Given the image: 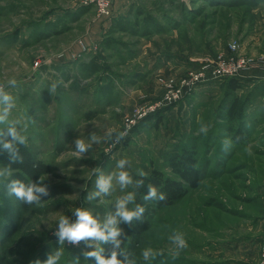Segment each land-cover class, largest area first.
<instances>
[{
    "label": "rangeland",
    "instance_id": "1",
    "mask_svg": "<svg viewBox=\"0 0 264 264\" xmlns=\"http://www.w3.org/2000/svg\"><path fill=\"white\" fill-rule=\"evenodd\" d=\"M83 1L0 0V82L10 78L19 82L17 88L7 89L16 98L9 118L27 115L34 119L26 147L51 168L44 174L50 195L28 210L15 207L17 217L13 220L17 223L0 242V264L45 261L60 247L54 232L61 215L75 221L73 211L84 207L103 218L114 211L116 198L128 191L136 192V203L152 208L148 226L136 244L138 264H145L141 252L146 247L163 252L149 264H227L225 258H241L244 251L237 245L228 251H219L220 247L256 233L261 238L258 257L244 264H260L264 245V77L243 74L264 72V0L231 5L175 0L190 4L195 15L164 30L147 25L145 28L153 29L149 33L124 31L118 25L135 20V10L139 11L136 21L140 26L147 23L144 18L149 13L168 24L166 12L180 14L173 7L174 0H128L124 5L119 0L115 8L113 1L109 17L100 16ZM104 39H109L110 45L103 44ZM219 56L230 62L245 57L249 65H257L237 77L238 88H231V77L201 82L177 102L166 105L158 116L143 118L126 130L120 144H93L81 159L72 154L76 138L87 142L93 131L101 137L108 128L124 131L143 108L165 99L192 78L191 73L201 72L203 62ZM95 57L105 63L107 78L88 75L82 68ZM172 59L184 64L157 69ZM136 72L144 76L127 81ZM54 81L62 84L51 95L48 88ZM106 83L111 84L110 91L102 90ZM237 94L246 99L244 122L249 138L234 142L225 152L222 140L230 136L223 108ZM201 120L212 125L207 136L196 134ZM195 142L201 183L190 187L173 205L156 208L153 201L143 200L139 188L129 186L121 191L118 185L110 196L87 201V192L95 190L92 169L100 167L108 174L117 171L119 159L127 158L131 161L127 170L134 180L138 171L148 174L154 167L174 176L170 156ZM249 146L251 155L246 151ZM6 196L11 204L13 196L0 185V215ZM120 227L126 233L121 245L125 250L133 241V231L125 223ZM173 230L183 232L188 244L176 259L169 252L168 235ZM61 247L60 264H75L76 258L79 264H96L94 259H85L83 252L94 249L83 242H65ZM236 259L229 262L237 264Z\"/></svg>",
    "mask_w": 264,
    "mask_h": 264
},
{
    "label": "clouds",
    "instance_id": "2",
    "mask_svg": "<svg viewBox=\"0 0 264 264\" xmlns=\"http://www.w3.org/2000/svg\"><path fill=\"white\" fill-rule=\"evenodd\" d=\"M61 81H54L50 84L48 92L53 95L57 93ZM19 82L15 78H10L6 82H0V151L7 153L12 163H23V156L20 154V146H27L28 129L35 121L31 117L24 115L16 119H10L12 110L16 107V98L7 91L8 88H17ZM250 126V125H248ZM212 125L204 121H199L197 135L207 136ZM127 132L116 131L108 128L104 136L101 137L95 131L85 139L78 137L74 140V152L77 158L81 159L89 152L93 144L99 145L101 142H108L112 146L118 145L125 139ZM238 139V138H237ZM234 141L231 137L222 140L223 151L228 152L233 147ZM246 151L251 155V147ZM131 161L121 158L116 162L117 171L105 174L100 167L92 169L96 175L95 190L87 192L86 199L91 202L101 197L110 196L114 186L118 185L121 191L129 186L138 189L144 185V179H133L132 174L127 169L130 168ZM12 175L11 166L0 167V185L6 189L8 196H15L18 200L27 205H39L43 197L50 195L49 187L44 183L45 176L41 175L36 182L25 183L20 179H8ZM141 178L147 177L144 171H138ZM147 194L143 196L145 202L167 200V195L149 183ZM135 207H130V205ZM146 208L136 203V192L128 191L124 195L118 196L114 202V211H108L101 218L90 209L79 207L73 211L75 221L70 220L66 215H61L58 219V227L54 235L58 238L60 247L47 256L43 262L40 260L31 261L30 264H60L64 255L65 242L70 245H79L81 242L86 248H93L92 251H84L85 259H94L96 264H138L133 253L127 252L121 247L126 233L120 227L121 223L132 225L134 221H142ZM170 242L169 252L173 259L179 257L181 251L188 247L185 234L178 230H173L168 235ZM110 244L111 249L108 256H105V249L101 246ZM163 255L162 251L146 247L141 252V257L145 264L155 260L157 256ZM122 257V259L120 258ZM75 264H79V259H75Z\"/></svg>",
    "mask_w": 264,
    "mask_h": 264
},
{
    "label": "trees",
    "instance_id": "3",
    "mask_svg": "<svg viewBox=\"0 0 264 264\" xmlns=\"http://www.w3.org/2000/svg\"><path fill=\"white\" fill-rule=\"evenodd\" d=\"M173 1V0H171ZM194 1V0H190ZM204 3H219L221 5H231L236 3H241L243 0H202ZM245 1V0H244ZM179 3V4H176ZM190 3V2H189ZM179 9V16L174 15L175 13L166 12L165 15L168 16L164 21H168L167 25L162 24V21L151 15L147 14L144 18V22L147 23L144 25V28L139 29L137 26L140 22H137V15L139 11H134L135 20L129 21H120L118 27L124 31H133L140 33H149L152 32L153 29H147L145 26L152 25L154 30H164L168 27H178L183 23L187 22V20L191 19L195 14L194 8L190 6V4L185 2H176L174 0V6ZM200 12V11H197ZM196 13V12H195ZM197 14V13H196ZM190 21V20H189ZM142 26V27H143ZM103 44L110 45L109 39H104ZM99 57V56H98ZM92 58L91 62L83 63L82 68L87 71L89 75H98L100 78H107L108 74H105V63L97 58ZM237 77H231V88H238L239 81H237ZM109 83H106L102 87L103 91H110ZM245 106L246 99L240 95H235L229 104H227L223 110L224 115L223 118H226L228 121L227 132L229 136L236 143H243L249 138L248 130L245 127L244 116H245ZM162 110V109H161ZM222 110V111H223ZM161 112L158 110L157 112L148 115L144 118L143 121L148 120L151 115L158 116V113ZM160 119V118H159ZM139 124V123H138ZM238 138V139H237ZM20 154L23 156V163H12L7 155V153L0 151V164L4 166H11L12 168V178L10 179H20L25 183H30L38 181L41 175H44L50 172V166L46 162L41 159H38L34 153L31 151L29 147L20 146ZM169 165L171 171L174 176L166 174L162 169L158 167H154L150 173L147 174V177L141 178L138 175L135 176L136 179H144V185L139 188L140 192L143 195L147 194L148 188L147 185L149 183L154 184L159 191L166 193L167 200L164 202L153 201L156 208H163L173 205L178 200L184 198L190 187H197L201 183V167L199 166V157H198V146L195 143L190 146L183 147L179 150H175L169 158ZM5 197V196H4ZM9 198V197H8ZM8 198L6 196L5 201L3 203V215H0V242L3 239H7L9 234L12 232L13 225L17 222L13 217L17 214L15 212V207L17 206L20 210H28L31 205H27L22 201L18 200L15 196H13L14 201L10 204V198L8 203ZM146 211L144 213V217L142 221H134L132 225H128L130 229L133 231V241L130 244L129 248L125 249V251L135 254L136 252V244L140 241L143 233L145 232L152 208L146 206L145 203H141ZM9 228L11 230H9ZM104 246L105 256L109 255L111 245L106 244Z\"/></svg>",
    "mask_w": 264,
    "mask_h": 264
},
{
    "label": "built area",
    "instance_id": "4",
    "mask_svg": "<svg viewBox=\"0 0 264 264\" xmlns=\"http://www.w3.org/2000/svg\"><path fill=\"white\" fill-rule=\"evenodd\" d=\"M82 3H84L85 5H92L100 16L109 17L112 14L113 0H84ZM203 64L205 65H203L201 72L196 74L191 73L193 77L189 80H185L181 86H178L171 90L165 99L156 101V103L152 104L148 108H143V110L139 114H136V116L133 117L137 118L136 121L128 123L127 129L125 128L124 132L132 128L134 125H136L138 121L142 120L143 118H146L148 115L163 109L166 105L170 103L177 102L186 93L192 91V89L199 83L208 81L209 79L241 76L242 71L249 69V67L254 68L253 66L257 65H249V62L245 57L237 59L236 62H230V60H226L221 56H219V58L216 57L209 59L203 62ZM260 264H264V245L262 246L261 250Z\"/></svg>",
    "mask_w": 264,
    "mask_h": 264
},
{
    "label": "crops",
    "instance_id": "5",
    "mask_svg": "<svg viewBox=\"0 0 264 264\" xmlns=\"http://www.w3.org/2000/svg\"><path fill=\"white\" fill-rule=\"evenodd\" d=\"M114 1V8H115V6H116V3H118L119 2V0H113ZM128 0H123V2H122V4L123 3H125V2H127ZM124 5V4H123ZM126 8L125 7H123V11L125 10ZM142 25V24H141ZM164 25H167L166 23L164 24ZM141 27L142 26H140V23H139V25L137 26V28H139V29H141ZM140 33V32H139ZM98 40H100V39H98ZM80 49V48H79ZM153 58H155L156 59V57L155 56H153ZM152 58V59H153ZM91 59V58H90ZM89 59V60H90ZM151 61H153L154 62V60H151ZM172 64H176V65H179V66H182L184 63H182V62H175L174 61V59H172V60H167V62H162L161 63V65H158V67H157V69H163V68H168V66H170V65H172ZM254 70H252V72H250L248 75L247 74H243V76H249V77H258V76H263L264 77V72H263V70H258L259 72H260V74L259 73H257V72H253ZM132 74V73H131ZM130 74V75H131ZM142 72H136L134 75H131V76H129L128 78H127V81H131V80H135V81H137V79H139L140 77H143L142 76ZM89 75V74H88ZM143 79V78H142ZM127 81H124L123 83L124 84H127ZM251 228V227H250ZM260 237H259V234H255V235H252V236H247L246 238H238L237 240H234L233 242V244H228V243H226V244H224V246H222V247H220V250L219 251H228V250H230V249H232V250H234V245H237V246H240V249H241V251H244V253H242V254H240L239 256L241 257V258H235V257H231V258H225L224 260H226L228 263L227 264H235V263H233V262H229V259L230 260H234V259H236V260H238V261H236L237 262V264H244V263H246L247 262V260H248V262L250 261V260H252V259H254V258H256V257H258V252H257V249L259 250V248H260V244H261V238L259 239ZM242 246H244V249L242 248ZM259 246V247H258ZM236 249V248H235ZM257 252V253H256ZM253 253H254V256H252L253 255ZM255 254H256V256H255Z\"/></svg>",
    "mask_w": 264,
    "mask_h": 264
}]
</instances>
